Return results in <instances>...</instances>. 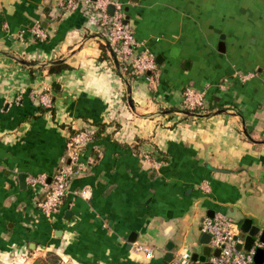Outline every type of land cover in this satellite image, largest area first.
<instances>
[{
	"label": "crops",
	"instance_id": "0c3cea01",
	"mask_svg": "<svg viewBox=\"0 0 264 264\" xmlns=\"http://www.w3.org/2000/svg\"><path fill=\"white\" fill-rule=\"evenodd\" d=\"M116 1L154 70L124 74L82 10L0 0V264H174L200 254L205 217L264 229V0ZM187 87L205 91L202 108L181 109ZM80 129L97 134L45 215V187L27 179L49 182Z\"/></svg>",
	"mask_w": 264,
	"mask_h": 264
},
{
	"label": "built area",
	"instance_id": "2783aa9c",
	"mask_svg": "<svg viewBox=\"0 0 264 264\" xmlns=\"http://www.w3.org/2000/svg\"><path fill=\"white\" fill-rule=\"evenodd\" d=\"M112 3L110 0H58V5L64 11L91 9L92 19H94L97 29L101 32L106 42L113 45V51L123 68H129L133 74L139 75L150 72L155 69L153 56L145 51L138 50L139 43L136 41L133 31L125 23L124 5L121 2H113L112 12H108V7ZM32 33L38 38H45V33L39 24L32 29ZM138 50V51H137ZM249 75L239 76L242 80ZM40 104L50 107L52 102L48 95H40ZM206 102V93L204 90H198L191 87L184 89L181 98V109L195 111L202 108ZM91 141L90 131L88 129L76 130L72 133L66 144L68 160L66 164L61 165L51 176L49 182L43 174L30 176L27 183L35 188L38 185L45 187L43 199L38 203L40 211L49 215L59 208L63 198L68 193V175L78 167L79 156L84 145ZM79 195L88 198L90 193L82 189ZM202 232L210 236L208 245L211 250L218 249V255H209L208 264H252L253 257L257 247L264 249V244L255 242L249 250L238 248L242 245L244 237L239 230V226L230 217L217 214L213 217H205L201 223ZM134 250L141 252L150 259L152 258L153 248L145 244L137 245ZM174 264H194L191 252L182 248L174 253ZM264 264V261L263 263Z\"/></svg>",
	"mask_w": 264,
	"mask_h": 264
},
{
	"label": "water",
	"instance_id": "95a60500",
	"mask_svg": "<svg viewBox=\"0 0 264 264\" xmlns=\"http://www.w3.org/2000/svg\"><path fill=\"white\" fill-rule=\"evenodd\" d=\"M113 2H116V0H112V3L109 5V12L111 13L113 10ZM222 45V43H220ZM112 57H114V63L116 68H118L119 63L115 59V55L113 52H111ZM128 103L132 106V102L130 98L128 99ZM219 112V111H218ZM186 114H191L188 111H185ZM69 162V160L67 161ZM25 175H22L19 177V182L21 185H25L24 183ZM239 230L242 233L244 237V242L242 245H238V248H242L244 250H249L251 246L255 242L263 243L264 244V229H262L258 225H253L252 220L249 218H244L241 223L239 224ZM210 240V236L206 233H202L200 244H202V249L200 254L194 252L192 253V260L195 262L194 264H208L207 260L209 258V255L212 253L213 255H218L219 250H211V247L208 245ZM133 239H128V245L127 248H130L131 243L133 242ZM168 249L171 250L172 248L168 246ZM171 254H169L170 258ZM264 261V249L261 247H257L252 264H262Z\"/></svg>",
	"mask_w": 264,
	"mask_h": 264
},
{
	"label": "trees",
	"instance_id": "16d2710c",
	"mask_svg": "<svg viewBox=\"0 0 264 264\" xmlns=\"http://www.w3.org/2000/svg\"><path fill=\"white\" fill-rule=\"evenodd\" d=\"M85 12L89 15V16H92L93 12L91 9H86ZM101 31L98 30V33H100ZM101 48L103 51H105V46L104 45H101ZM62 68H66V65L64 64H58V65H50L49 67V71L50 72H53V71H58ZM121 69L123 70L124 74H126L127 76H131L133 73H132V70H130L129 68H123L121 67ZM40 109V112H43L45 111L47 108L44 107L43 105H41L39 107ZM90 131V130H89ZM96 132H92L90 131V136H91V139H93L95 136H96ZM32 264H60L59 262V259L56 255H47L46 257L44 258H37L36 260H34V262Z\"/></svg>",
	"mask_w": 264,
	"mask_h": 264
},
{
	"label": "rangeland",
	"instance_id": "374dc122",
	"mask_svg": "<svg viewBox=\"0 0 264 264\" xmlns=\"http://www.w3.org/2000/svg\"><path fill=\"white\" fill-rule=\"evenodd\" d=\"M190 250H192L191 252H193V251H199V249L196 248V247H192V249H190Z\"/></svg>",
	"mask_w": 264,
	"mask_h": 264
}]
</instances>
